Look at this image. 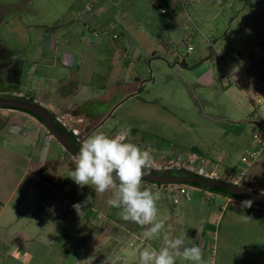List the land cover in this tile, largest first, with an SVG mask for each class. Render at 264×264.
<instances>
[{
  "label": "rangeland",
  "instance_id": "obj_1",
  "mask_svg": "<svg viewBox=\"0 0 264 264\" xmlns=\"http://www.w3.org/2000/svg\"><path fill=\"white\" fill-rule=\"evenodd\" d=\"M71 78L73 99L56 97ZM2 80L56 102V118L81 139L123 136L155 167H196L204 156L226 178L248 169L240 158L264 118V0H0V89ZM129 82L137 94L116 93ZM37 120L21 131L0 118V264H90L92 239H143L120 235L121 224L137 226L115 207L119 219L105 214L111 193L68 176L74 156ZM242 182L264 191V151ZM146 183L177 211L175 235L201 248L203 264H264V205L233 197L213 217V191L203 204L177 183Z\"/></svg>",
  "mask_w": 264,
  "mask_h": 264
},
{
  "label": "clouds",
  "instance_id": "obj_2",
  "mask_svg": "<svg viewBox=\"0 0 264 264\" xmlns=\"http://www.w3.org/2000/svg\"><path fill=\"white\" fill-rule=\"evenodd\" d=\"M72 163L74 168L68 176L79 187L90 186L96 196L111 193L107 204L120 210L123 221L139 225L146 241L162 240L158 248L145 246L139 250L135 264H177V259L203 264L198 245L186 244L183 235L162 236L166 219L159 215L160 193L142 186L144 175L155 167L149 150L123 136L92 134L83 140ZM243 205L250 207L251 201ZM79 206L73 205L80 213Z\"/></svg>",
  "mask_w": 264,
  "mask_h": 264
},
{
  "label": "crops",
  "instance_id": "obj_3",
  "mask_svg": "<svg viewBox=\"0 0 264 264\" xmlns=\"http://www.w3.org/2000/svg\"><path fill=\"white\" fill-rule=\"evenodd\" d=\"M27 1H29V0H27ZM69 56L70 55L67 54L66 59H64V61H68V57ZM78 68H79V66H78ZM79 70H80V68H79ZM7 81L8 80H4V81L2 80L1 84H3L5 87H3V89H0V93L11 92V93H14L15 95H23L24 94V93H21L22 89H24L23 87H21L20 85L18 87H16L18 85V84H16L12 88V86L10 84H7L8 83ZM78 81H79V79L77 80V82ZM82 81L85 82L84 80H82ZM138 81L139 80H137V82ZM68 82L71 85V89L70 90L67 89L66 85L64 87H62L63 84H67ZM77 82L75 80H73L72 78L70 80H68V81H66V80L63 81V82L61 81L59 86H58V88H57L58 96H56V97L63 98V96H65V95L66 96L70 95L71 96L70 99H73L72 97L77 92V90H76V87H77V84H78ZM137 82H135V83H130L129 82L130 85H128V86L124 85V84L118 85L115 88L116 93H120L122 95H125L127 93H130V92L134 91L136 89V87H137ZM99 85H103L104 86V83L103 84L101 83ZM143 85L144 84L142 83L141 86L143 87ZM102 89H104V88H102ZM26 93L29 94V95H26V96L31 97L34 101L42 103V105H45V107H47L50 110H51V108H53V106H56V104H55L56 102H53V100L48 101L47 103H44L43 99H41L39 97L37 98L36 96H33L28 90L26 91ZM98 98L99 99H104L105 96L103 94V95H101ZM39 99H41V100H39ZM253 114H254V111H253ZM33 116L30 113H28L27 111H24V110H21V109H17V108H13V107L0 106V118L3 119V120L9 121V123L17 124V126L20 128L21 131H26L24 129H25L26 125L29 122H31V123L33 122L34 123L35 120H37ZM19 133L22 134V132H19ZM62 148H64V147L62 146ZM49 162H52V161L48 160L47 163H49ZM40 167H41V165H40ZM150 183L153 184V182H150ZM142 186L144 188H147V186H149V185L146 183V181L143 180L142 181ZM189 188L193 189L196 194H199L203 204L205 202V198L204 197L206 195L214 192V194H211L209 196L215 202H213L212 205L210 203L208 204L209 212H211V215L213 217H215V215H217L218 207L220 208L221 206L224 205L223 202L229 201L230 199L233 198L232 196L223 194L221 192H216V191L212 192L211 190L202 188L200 186L186 184V189L189 190ZM181 194H182L181 196H183V197L185 196L183 193H181ZM158 208H159L160 217L166 219V225H165L164 231L162 232V236L164 234H167V235H170V236H173V237L176 236L175 235V228H174V221H175L174 219H176L177 217L174 218L173 215L174 214L176 215L177 211L176 210L175 211H173V210L172 211H168L167 210V205H164L163 203H159V202H158ZM111 209H112V207H109L108 204H106L105 205V210H104L105 214L108 215V216H111L112 218L119 219V218L114 217V216H112L110 214L111 213V211H110ZM211 219H213V218H211ZM201 220H202V218L200 217V220L198 221V228L200 229V232H202L203 226L205 224V222H203ZM184 221H185V225L189 224L188 220H184ZM211 221H213V220H211ZM126 224H128V223H126ZM126 224H121L120 225V230H119L121 232L120 235L130 234L131 236L136 237V238H137V236L142 237L141 236V232L142 231L139 229L140 228L139 225H137L135 223H132L134 226H137V227H134L135 229L131 230V228H129V226H127ZM187 230L188 229L185 228V230H182V232L183 231H187ZM177 235H183L184 236L183 233H177ZM195 241L196 242L200 241V239H195ZM90 243H91V245L89 247V250H91L90 264H135L136 259L138 257L139 250H141L145 246H151V247H154V248H158L161 245L162 240L146 241L144 239H92L90 241ZM98 245H99V247H98ZM75 262H74V264H75ZM177 264H190V263L187 262V261H182V260L177 259Z\"/></svg>",
  "mask_w": 264,
  "mask_h": 264
},
{
  "label": "water",
  "instance_id": "obj_4",
  "mask_svg": "<svg viewBox=\"0 0 264 264\" xmlns=\"http://www.w3.org/2000/svg\"><path fill=\"white\" fill-rule=\"evenodd\" d=\"M143 81H140V85ZM139 88L132 91L129 95L137 94ZM0 106H7L13 108H21L24 111L32 112L39 116L43 124L47 127L51 135L74 156L83 142L84 138L70 135L68 131H61L57 125V118H54L41 103L36 101L24 100L21 98H13L10 96L0 95ZM104 120H101L93 128H97ZM143 180L153 183H184L197 182L207 188L220 187L231 194H236L239 198L248 200L260 205H264V191L256 188L235 183L223 178L211 177L196 171L187 169L185 167H154L147 171ZM193 185V184H191Z\"/></svg>",
  "mask_w": 264,
  "mask_h": 264
},
{
  "label": "built area",
  "instance_id": "obj_5",
  "mask_svg": "<svg viewBox=\"0 0 264 264\" xmlns=\"http://www.w3.org/2000/svg\"><path fill=\"white\" fill-rule=\"evenodd\" d=\"M162 10H164L163 7H162ZM181 41L182 43L186 45V51H190L192 49V45H189L187 43L186 37H183ZM252 137H253V141L255 142V147L251 150H247L245 154L241 155V158H240L242 162L246 163L249 166L248 169L247 170L240 169L239 171H235V172L232 169H229L230 172L227 174V177L223 179L246 185L242 182V180L245 177H247V174L251 166L258 160L260 154L264 151V118H259L254 123ZM199 158H200L199 161L201 160L200 165L194 167L193 165L189 163H185L183 167L185 166V168L187 169L196 171L197 173L204 174L207 176L218 177V178L223 177L221 174H219V170L217 169V164H213L211 159L204 157V156H200ZM174 184L175 183H170V184L168 183V185L170 186ZM176 186H177V190L180 193H183L188 198L190 197V192L188 189H186V184L177 183Z\"/></svg>",
  "mask_w": 264,
  "mask_h": 264
},
{
  "label": "trees",
  "instance_id": "obj_6",
  "mask_svg": "<svg viewBox=\"0 0 264 264\" xmlns=\"http://www.w3.org/2000/svg\"><path fill=\"white\" fill-rule=\"evenodd\" d=\"M9 96V95H8ZM10 97H13V98H21V99H24V100H30V101H34L31 97H25V96H23V95H10ZM4 107H7V106H4ZM19 109H21V108H19ZM47 110H48V112L54 117V118H56V116H55V113L52 111V110H50V109H48V108H46ZM21 110H24V109H21ZM28 113H30V114H32V115H34L37 119H39L40 121H41V118L39 117V116H37V115H35V114H33L32 112H29V111H27ZM42 122V121H41ZM43 123V122H42ZM57 125H58V127H59V129L61 130V131H68L67 133H69L70 135H74V136H77L76 135V133H73L72 132V130H67L66 129V127L59 121V120H57ZM134 130V129H133ZM78 137V136H77ZM190 184H193V185H196V186H200V187H202V188H205V189H208V190H211V191H216V192H221V193H223V194H226V195H229V196H232V197H235V198H239L236 194H231V193H229L228 191H226V190H224V189H222V188H220V187H212V188H207V187H205V186H202L201 184H199V183H197V182H189ZM243 201H248V200H244V199H242ZM260 205V204H259Z\"/></svg>",
  "mask_w": 264,
  "mask_h": 264
},
{
  "label": "flooded vegetation",
  "instance_id": "obj_7",
  "mask_svg": "<svg viewBox=\"0 0 264 264\" xmlns=\"http://www.w3.org/2000/svg\"><path fill=\"white\" fill-rule=\"evenodd\" d=\"M143 81V80H142ZM0 95H5V96H8L7 94H4V93H0ZM15 95V94H14ZM37 102V101H36ZM37 103H39V102H37ZM107 116V115H106ZM130 132V131H129ZM79 138V137H78ZM66 149V148H65ZM66 151H68L67 149H66ZM69 153H71L70 151H68ZM72 154V153H71Z\"/></svg>",
  "mask_w": 264,
  "mask_h": 264
}]
</instances>
